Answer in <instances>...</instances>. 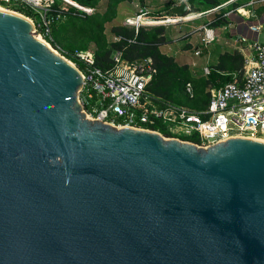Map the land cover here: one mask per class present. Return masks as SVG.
Returning <instances> with one entry per match:
<instances>
[{
	"label": "water",
	"instance_id": "1",
	"mask_svg": "<svg viewBox=\"0 0 264 264\" xmlns=\"http://www.w3.org/2000/svg\"><path fill=\"white\" fill-rule=\"evenodd\" d=\"M33 27L0 9V264H264V142L89 117Z\"/></svg>",
	"mask_w": 264,
	"mask_h": 264
},
{
	"label": "built area",
	"instance_id": "2",
	"mask_svg": "<svg viewBox=\"0 0 264 264\" xmlns=\"http://www.w3.org/2000/svg\"><path fill=\"white\" fill-rule=\"evenodd\" d=\"M253 2L254 0L250 4ZM0 6L27 17L34 25L33 33H37L41 39H45V35H51L52 21L60 18L68 6L86 14L94 11V7L83 6L74 0H0ZM219 7L214 6L208 11H216ZM20 9L29 11V14L24 15ZM191 13L195 12L188 14ZM146 14L147 12L140 10L135 17L126 18V22L137 29L140 23L130 20L137 21L140 16H147ZM180 18L187 21L183 16ZM243 23L245 29L239 37L242 41L250 42L251 50L245 57L243 72L240 75L232 73L231 80L219 87H209L208 103L198 109L163 100L148 91L147 86L156 73L151 58L127 61L123 59L121 51L115 50L111 55L112 66L101 70L94 66L91 49L75 50L73 55L84 64V69H79L83 78L79 99L83 106L91 107L90 112L85 110L87 115L113 125L158 133L160 132L153 130L151 125L160 121L173 135L170 137H196L197 141L193 143L200 146L232 136L264 139V43L257 37L263 25L249 21ZM210 31L204 29L207 39L212 38ZM46 43L51 45L48 41ZM55 51L60 53L58 49ZM203 73L207 76L210 68L204 67ZM184 91L189 98L193 97L190 81L186 82ZM94 97L96 100L91 104Z\"/></svg>",
	"mask_w": 264,
	"mask_h": 264
},
{
	"label": "trees",
	"instance_id": "3",
	"mask_svg": "<svg viewBox=\"0 0 264 264\" xmlns=\"http://www.w3.org/2000/svg\"><path fill=\"white\" fill-rule=\"evenodd\" d=\"M74 1L83 6L94 7V11L86 14L68 6L61 13L60 18L52 21L51 35H45V39L81 70L84 69V64L73 55L75 50L91 49L94 55V66L101 70L109 69L112 66L111 55L115 50L121 51L123 59L127 61L151 58L153 66L156 68V73L147 86L148 91L163 100L180 103L192 108H203L206 106L209 93L205 91V88L208 85L210 87H219L231 80L232 74L230 73L233 71L239 73V75L243 72V56L239 51L233 50L225 51L219 55L217 63L212 66V70L207 77L203 75L195 76L191 74L187 64H178L173 56L167 55L160 50L161 44L167 42L164 26L140 25L136 29L120 22L111 23L116 15V6L122 1L132 0H105L106 7L101 9L97 7L101 0ZM138 1L143 5L146 0ZM187 1L189 12L195 13L203 8L209 9L219 4L218 0ZM20 11L26 16L29 14L27 10L20 9ZM221 15L213 22V26L224 22V17ZM195 16L196 14L192 13L188 19ZM171 18L175 19L174 17ZM167 19H169V16L163 19L156 18L157 21ZM107 24H109L110 32L115 34L117 39H108L105 33ZM39 30L43 32L42 29ZM221 72H228V74H221ZM188 81L193 86V97L199 100V104L196 106L189 102L190 98L184 91V86ZM197 81L201 82L199 87H196ZM95 100L96 98L94 97L90 103L94 104ZM84 108L87 112L91 110L89 105H84ZM151 128L159 131L165 137L173 136L166 129L165 124L160 121H156L155 124L151 125ZM181 139L192 142L197 141L196 137H181Z\"/></svg>",
	"mask_w": 264,
	"mask_h": 264
},
{
	"label": "crops",
	"instance_id": "4",
	"mask_svg": "<svg viewBox=\"0 0 264 264\" xmlns=\"http://www.w3.org/2000/svg\"><path fill=\"white\" fill-rule=\"evenodd\" d=\"M184 1L185 0H146L144 4L141 5V8L150 11L154 8H166V6L171 3L169 7L171 10ZM251 1L252 0H218V6L220 7L216 11H208L211 8L205 9V11L208 12L204 11L205 13L190 19L193 20V24H188L187 28L190 29L187 33L182 35L186 37V43L182 46V49H177L180 41L173 43L170 41L171 43L167 44L170 45L171 50L177 49L171 56H173L176 61L180 59L184 64H187L190 69H193L194 75L198 76L202 75L204 67H209L211 71L212 66L217 63L221 53L237 50L243 56V69L245 57L251 52L250 42L248 40L242 41L239 37V34L243 33L245 29L243 21L263 25L257 37L264 43V0H254V2L250 4ZM218 11L222 12L221 16L224 17V22L217 26H213V22L217 19L216 15L219 14ZM205 28L211 30V39L205 37ZM170 31H172L171 28ZM199 45H202V47H199ZM160 50H162L161 46ZM234 72L235 71L232 73ZM221 74H228V72H221Z\"/></svg>",
	"mask_w": 264,
	"mask_h": 264
},
{
	"label": "rangeland",
	"instance_id": "5",
	"mask_svg": "<svg viewBox=\"0 0 264 264\" xmlns=\"http://www.w3.org/2000/svg\"><path fill=\"white\" fill-rule=\"evenodd\" d=\"M184 2H186L188 4V1L187 0H185ZM170 5H171V3H169V5H167L166 8H164V7L163 8H159L158 7L159 9L154 8L153 10H150L149 11L148 9L145 10V9L141 8L142 6H141V4H140V2L138 0L122 1V2H120L116 6V9H115L116 15L113 18V20L111 21V23H114V22L115 23H119L120 22L122 24L135 27L134 25L126 22V18L135 17V15H137L140 12V10H143V11L147 12V14H146L147 16H140L139 18L154 19V20H156V18L157 19L158 18H162L163 19V18H166L167 16H170V17H174L176 19L177 18L176 15L173 14V13H171V10L169 8ZM158 6H160V5H158ZM97 7L100 8V9L101 8H105L106 7V1L105 0H101L99 2V4H98ZM201 11L204 12L205 9L203 8ZM201 11H198V12H201ZM218 13L219 14H217L216 17H218L219 15H221L222 12L221 11L220 12L218 11ZM149 17H151V18H149ZM188 24H193V20H187V21H182L181 20V21H176V22L173 21V22H168V23H163V24H147L145 22L144 24L143 23L138 24V26H140V25H143V26L162 25V26H164L165 27V36L167 38V42L161 44V48H162L161 51L164 52V53H166L167 55H171L177 49H179V50H180V48L182 49V46L185 45V43H186L185 42L186 41L185 38L186 37H184L182 35H184L185 33H187V31L190 29V28H187V25ZM170 28L172 29V31H170ZM105 33H106V35H107V37H108L109 40L110 39L115 40L117 38V36L115 34H112L110 32L109 24H107V26L105 27ZM35 35L38 36L37 33H35ZM42 39H44V38L42 37ZM170 41H172V43L173 42H176V41H180V44H179L178 48L175 49V50H171L170 49V45H167V44H170L171 43ZM50 47L53 48L54 50H56L52 45H50ZM199 47H202V45H199ZM176 62L178 64H184L180 59H178V61H176ZM189 71L191 72V74H194L193 69H190L189 68ZM202 75L205 76L203 73H202ZM202 75H198V76H202ZM200 85H201V82L200 81H197L196 82V87H199ZM209 87L210 86L208 85L205 88V91H207ZM203 91H204V89H203ZM193 92H194V90H193ZM189 102L191 104H194L195 106L199 104V100L195 99L194 97L190 98L189 99ZM251 139H253V138H251ZM259 139H263V138L260 137Z\"/></svg>",
	"mask_w": 264,
	"mask_h": 264
},
{
	"label": "bare ground",
	"instance_id": "6",
	"mask_svg": "<svg viewBox=\"0 0 264 264\" xmlns=\"http://www.w3.org/2000/svg\"><path fill=\"white\" fill-rule=\"evenodd\" d=\"M0 9L2 10H7V11H10V12H13V13H16L18 14L17 12L13 11V10H10V9H6L4 8L3 6H0ZM243 11V10H242ZM192 14V13H191ZM197 14V13H195ZM190 14H188L187 16H183L185 17L186 20H190L191 18L188 19ZM177 18L176 19H172L170 16H169V19L167 20H164V21H157V20H154V19H144V18H138V20L136 21V19H131L130 21L131 22H138V23H147V24H163V23H168V22H173V21H180L182 18H180L179 16H176ZM197 17V16H196ZM250 138V137H249ZM252 138V137H251ZM260 137H256V138H253V139H256V140H259V141H262L264 142L263 139H259Z\"/></svg>",
	"mask_w": 264,
	"mask_h": 264
}]
</instances>
